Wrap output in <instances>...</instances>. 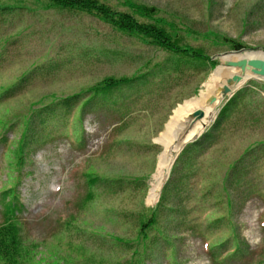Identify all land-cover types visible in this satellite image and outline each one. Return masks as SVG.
Returning a JSON list of instances; mask_svg holds the SVG:
<instances>
[{
    "label": "rangeland",
    "instance_id": "1",
    "mask_svg": "<svg viewBox=\"0 0 264 264\" xmlns=\"http://www.w3.org/2000/svg\"><path fill=\"white\" fill-rule=\"evenodd\" d=\"M99 1L135 14L141 5L155 7L153 18L138 19L158 21L180 45L217 64L197 66L190 57L176 67L171 52L96 12L53 0H0V93L13 88L0 99V226L2 193L17 186L20 194L8 195L18 242L0 251V264H264V80L243 79V86L260 85L257 95L242 99L222 126L213 130L232 97L192 120L209 105L200 99L226 61L221 54L236 42L263 52L264 0ZM143 72L133 87L96 97L79 121L92 95L86 90ZM234 72L219 70L213 88ZM80 92L70 107L62 103ZM47 104L45 122L35 118L28 130L19 166L28 122ZM191 127L202 134L180 152L177 137ZM87 173L102 177L91 201ZM156 208L157 223L144 238L142 221ZM235 236L243 250L234 255ZM129 241L138 243L131 248Z\"/></svg>",
    "mask_w": 264,
    "mask_h": 264
},
{
    "label": "trees",
    "instance_id": "2",
    "mask_svg": "<svg viewBox=\"0 0 264 264\" xmlns=\"http://www.w3.org/2000/svg\"><path fill=\"white\" fill-rule=\"evenodd\" d=\"M53 1L55 4L63 7L76 8L83 11H92V12H96L97 14L104 15V20L110 22L113 26H115L119 30L131 34L139 35L144 39H149L151 42H154V44L160 46L163 49L168 50L173 54L169 56L177 57V61H175L176 67L180 65V62H182L184 58L186 59L194 58L195 61L193 59L192 60L194 61L195 64H197V66L199 65L206 66L205 63L206 60L207 62L212 63L213 66H216L217 64L216 60L212 59L211 56L203 53L200 49L194 47H183L182 45H180L175 40V38H173V36L170 34L169 30L165 26L160 25L158 21L146 22V21H140L138 19L137 15L153 18L151 16H153L152 14L156 12L155 7H148L146 5H141L139 6V8L134 9L136 11L135 14L133 12L131 13L120 12L118 10L113 9L109 5L100 2L99 0H53ZM233 46H234V50H240L242 48H245L243 44L237 42L234 43ZM146 75L147 73L143 72L141 74H138V76H133V77H128V76L119 77V78L109 77L105 79L101 84L89 88L88 91L86 90L85 92H90L92 93V95L86 100L83 107L81 108V112L78 117L79 121H82V118L84 117V114L87 111L86 106L92 103L94 99L98 97L100 94H102L104 91H109L110 89L112 90L113 88H118L126 85H128L129 87H133L134 84L143 81ZM258 85L259 84L257 82L253 81L249 85H245L241 89H239L220 110L217 120L214 124L213 130L224 124V122L232 115V112L235 110V108L238 107L241 100L246 98L247 95H253V94L257 95L256 87ZM12 92H13V88L10 92L7 91L3 95L2 93H0V99L5 95L7 96L11 94ZM218 92H219L218 90L212 88L210 92L206 90L205 93L203 94L202 103L204 102V100L209 102L208 107H206V110H204L205 114H208L209 117L216 110L217 106L221 103L219 99L213 103H210V97ZM82 95L83 92L77 93L75 95H71L69 97L64 98L62 103L70 107L74 103V100H78ZM253 96L251 97L252 101L255 100ZM44 112L49 113V104L34 111L32 117L29 120L30 123L28 122L27 133L25 134L24 139L20 142L19 144L20 146L18 147V149H16L17 158H18L17 165L19 166L23 165L25 161V148L27 144V138L29 135L28 130L30 131V127L33 124L35 118H39L41 122H45L42 115ZM54 112H55V108L53 109V111H50L51 114H54ZM212 134L213 133L211 130L205 133L203 142L210 140ZM5 135H6L5 132L2 133L1 135V137L4 140L6 139ZM79 139L83 140V136ZM201 143L202 141L200 142V144ZM200 144L198 145L196 144V145L201 146ZM190 148L191 147L185 149L183 151V154L189 151ZM87 176H88L87 183L90 185L91 189L88 191L85 197L87 201H91L96 196V192L93 190V185L96 184L99 180H101L102 177L90 173H87ZM104 180H107V178H104ZM19 182L20 180L18 178L17 184H19ZM10 193L14 194L15 196L19 195L17 186L7 189L2 193L3 199L6 200L5 204L7 208V213H6L5 223L0 226V251H4L5 254L7 253L8 250L7 244L15 245L18 242L16 237V231L14 229L17 225L15 205L12 199L7 200L8 195ZM149 217L150 218H148L146 221H142L141 234L144 235V238L147 237V228H149V226H151L152 224L157 223V208L156 210L154 209L152 210L151 215ZM235 239L237 243L233 249L234 251L232 252V254L234 255L243 250L242 244L237 236H235ZM8 240H10V243H8L9 242ZM225 242L222 243L221 246H225ZM132 243L136 244L138 243V241L136 242L129 241L124 244L131 245ZM130 247L135 248V245H131ZM138 252H139L138 250H135V253ZM214 255L217 257L219 255L218 251H215Z\"/></svg>",
    "mask_w": 264,
    "mask_h": 264
},
{
    "label": "water",
    "instance_id": "3",
    "mask_svg": "<svg viewBox=\"0 0 264 264\" xmlns=\"http://www.w3.org/2000/svg\"><path fill=\"white\" fill-rule=\"evenodd\" d=\"M250 51H255V50L254 49L248 50V49L242 48L240 50H231L228 52H224L223 54L220 55V56H229V58L226 59V61L223 64L225 68L231 69V70L238 69L239 72H236V73L234 72L227 82L222 83L219 92L216 94H213L210 97V103L217 101L219 98H221V100L223 101L225 98L232 97L240 88L243 87L245 82H247L245 80V82L241 84V82L245 78L247 72L251 73V76H249L247 78V80L252 79V78H258V79L264 80V56L248 54V53H250ZM238 52H241L243 54V56L240 58L231 57L232 55H234ZM263 52H264V50H263ZM216 57H218V56H216ZM220 66H217L215 68L214 74L217 72V70ZM204 115H205V113H204L203 109H201V108L196 109L192 113V120L193 121L200 120L204 117ZM206 127L207 126H205V128ZM195 135H193L194 137L192 136L190 139H187L188 131H186L185 133L180 135V137H179L181 139L180 143L186 142V144L183 146V148L180 150V152L185 148V146L189 142H194L200 137V135H198L197 137H195ZM180 152H178V154L176 155V158L179 156ZM176 158H175V160H176ZM174 161H173V163H174ZM168 177L169 176H167V179H168ZM163 185H162V187H163Z\"/></svg>",
    "mask_w": 264,
    "mask_h": 264
},
{
    "label": "bare ground",
    "instance_id": "4",
    "mask_svg": "<svg viewBox=\"0 0 264 264\" xmlns=\"http://www.w3.org/2000/svg\"><path fill=\"white\" fill-rule=\"evenodd\" d=\"M248 54H253V55H262V56H264V53L262 52V51H260V50H255V51H250V53H248ZM243 56V54L241 53V52H238V53H236V54H234V55H232L231 57H233V58H240V57H242ZM224 58H226V59H228L229 58V56H221V59H222V61H223V59ZM225 62V61H224ZM224 62H222V65L218 68V70H217V72L214 74L213 73V76L210 78V80H208L205 84L208 86V88L206 89V90H208L209 92L212 90V88H213V85H216L217 84V82H216V80H215V77H216V75L219 73V70H221V71H224V72H226L227 70H231V69H227V68H225L224 67ZM233 71H235V73L236 72H239V70H233ZM249 76H251V73H249V72H247V74H246V76H245V78L244 79H246L247 80V78L249 77ZM248 81V80H247ZM215 89V88H214ZM205 90V91H206ZM217 90V89H216ZM205 91L202 93V97H203V94L205 93ZM201 95V93L199 92V95L196 97V98H199V96ZM202 97H201V99H200V103H202ZM196 98H193V99H191V100H189V101H193V100H195ZM219 101L221 102L222 100H221V98H219ZM188 102V101H187ZM187 102L184 104V105H181V106H179L177 109H176V111L179 109V108H181V107H184V106H186L187 105ZM176 111H175V116H176ZM205 113V112H204ZM174 116V117H175ZM173 117V118H174ZM214 119V118H213ZM173 120V119H172ZM183 125H185V123L183 124ZM180 129V128H179ZM186 131H188V136H187V139H190L193 135H195L196 133H194V134H192V127L191 128H189V129H183V132L185 133ZM183 132L182 133H180L179 135H178V140L179 141H181V139L179 138L180 137V135L181 134H183ZM201 134V133H200ZM199 134V135H200ZM198 136V134H196L195 135V137H197ZM194 137V136H193ZM177 140V141H178ZM190 143V142H189ZM186 144V142H183V143H178V144H176V146H178V147H181V149L183 148V146ZM177 147V148H178Z\"/></svg>",
    "mask_w": 264,
    "mask_h": 264
}]
</instances>
